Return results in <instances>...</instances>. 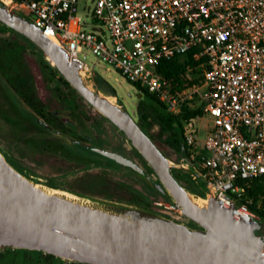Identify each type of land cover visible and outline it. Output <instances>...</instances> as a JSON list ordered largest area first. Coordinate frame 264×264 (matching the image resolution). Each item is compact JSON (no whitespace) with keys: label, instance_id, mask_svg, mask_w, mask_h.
<instances>
[{"label":"built area","instance_id":"2783aa9c","mask_svg":"<svg viewBox=\"0 0 264 264\" xmlns=\"http://www.w3.org/2000/svg\"><path fill=\"white\" fill-rule=\"evenodd\" d=\"M30 19L69 57L83 77L97 73L84 50L155 95L173 116L200 108L213 123L202 138L186 124L188 171L206 197L238 206L244 216L264 211V0H1ZM90 21V22H89ZM190 54L203 74L179 89L160 72ZM256 192V193H255ZM200 197V196H198ZM257 205L254 208V203Z\"/></svg>","mask_w":264,"mask_h":264},{"label":"water","instance_id":"95a60500","mask_svg":"<svg viewBox=\"0 0 264 264\" xmlns=\"http://www.w3.org/2000/svg\"><path fill=\"white\" fill-rule=\"evenodd\" d=\"M0 23L35 44L77 93L127 137L159 181L120 152L74 142L146 177L197 226L138 209L84 205L48 193L0 152V248L44 252L80 264H264V219L244 216L237 205L213 197L208 209H195L188 198L191 193L175 178L169 159L135 115L122 103L114 105L89 89L79 61L70 60L30 19L10 11L1 0Z\"/></svg>","mask_w":264,"mask_h":264},{"label":"rangeland","instance_id":"374dc122","mask_svg":"<svg viewBox=\"0 0 264 264\" xmlns=\"http://www.w3.org/2000/svg\"><path fill=\"white\" fill-rule=\"evenodd\" d=\"M85 4L90 7L91 0H82L79 14L83 17L87 14ZM81 58L107 83L108 90L100 89L95 84V75L84 77L92 90L104 97H117L116 104L122 103L139 122V102L150 100L145 90L129 82L115 67L98 59L93 51L84 50ZM202 74L200 68L188 71L187 85L197 83ZM61 77L51 60L35 44L0 23V152L7 162L48 193L98 208L138 209L197 228L176 209L173 198L162 195L146 177L73 143V140H79L93 147L120 152L140 164L153 180L159 181L153 168L127 137L74 88H69ZM25 94L36 107L42 108L43 114L39 116L58 125L63 136L36 125L29 115L33 106L29 105ZM212 123L209 114L194 121L202 138ZM145 130L169 159L173 175L179 173V176L189 178L188 171L175 168L178 158L159 138V126L145 125ZM178 182L186 190L190 188L186 178ZM200 191L206 195L205 191ZM0 264L80 263L59 257L49 260L46 253L39 251L0 248Z\"/></svg>","mask_w":264,"mask_h":264},{"label":"trees","instance_id":"16d2710c","mask_svg":"<svg viewBox=\"0 0 264 264\" xmlns=\"http://www.w3.org/2000/svg\"><path fill=\"white\" fill-rule=\"evenodd\" d=\"M197 65V63L193 62L191 55L188 54L163 63L162 66H160L159 70L165 77L173 80L177 88L182 89L186 84H189L187 83V72L189 66L196 67ZM61 79L69 88L73 89V87L63 77H61ZM193 83L194 82H191V84ZM95 84L100 89L104 88L105 90H108L106 81L100 75L95 77ZM145 94L149 96L150 100L139 102L137 112L139 118V125L145 132V125L150 127L154 125L159 126V138L161 139L163 144L166 145L168 149L172 151V153L176 154L179 160L186 154L187 149L184 138L185 125L189 123H194V121L198 118H202L204 116V112L200 108H187L183 111L181 115L173 116L167 112L165 105L161 103L155 95L149 93L148 91H145ZM26 98H28L29 102L32 103L29 97ZM159 149L161 148L159 147ZM108 161L115 164L110 160ZM174 175L178 181H180V179L183 177L186 178L190 185V188H187V190L191 194L205 197V195L201 193L200 189L192 182L190 177L188 178V176L184 175L179 176V173H174ZM257 190L264 192V187H258ZM256 205L257 201L254 203V208L256 207ZM258 212L260 218L264 219V211ZM47 258L51 260L56 257L47 254Z\"/></svg>","mask_w":264,"mask_h":264},{"label":"flooded vegetation","instance_id":"af4514ba","mask_svg":"<svg viewBox=\"0 0 264 264\" xmlns=\"http://www.w3.org/2000/svg\"><path fill=\"white\" fill-rule=\"evenodd\" d=\"M25 97H27V94H25ZM115 98H117V97H115ZM28 103H29V105L33 106V111L32 112L29 111V115L31 116L32 120L36 123V125L39 128H42L43 130H46L48 132L54 133V134L59 135V136H63L64 135L63 130H59L57 128L58 125L54 124V122H51L49 119H45L44 117H42V116L40 117L39 116L40 114H43L42 108H40L38 106L36 107V105H34L35 103H33V101H32V103L31 102H28ZM39 120H41L43 123L49 125V127H51V129L46 128ZM74 141L79 142V140L78 141L77 140H73V143L76 146H78L79 148H81L82 150H85V151H87L89 153L96 154L93 151H91L90 149L85 148V147H83V146H81L79 144H76ZM86 143H88V142H86ZM96 155H98V154H96Z\"/></svg>","mask_w":264,"mask_h":264},{"label":"bare ground","instance_id":"6f19581e","mask_svg":"<svg viewBox=\"0 0 264 264\" xmlns=\"http://www.w3.org/2000/svg\"><path fill=\"white\" fill-rule=\"evenodd\" d=\"M52 41L54 43H58L56 39L52 38ZM83 77V75H82ZM85 85L89 88V89H92V87L86 82L84 81ZM101 96V95H100ZM102 98L108 100L110 103L116 105V102H115V98H108V97H104V96H101ZM27 172V171H26ZM38 178V177H37ZM40 182V181H39ZM37 188H39V186H36ZM188 198L190 200V203L191 205L195 208V209H208L209 208V205H210V197H206V198H202V197H197L193 194H189L188 195ZM114 216V215H113Z\"/></svg>","mask_w":264,"mask_h":264}]
</instances>
